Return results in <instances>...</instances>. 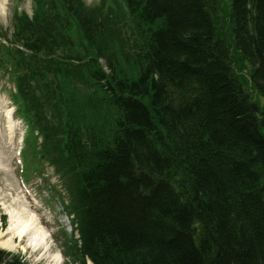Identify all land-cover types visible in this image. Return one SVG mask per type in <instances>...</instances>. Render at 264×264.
<instances>
[{"label":"trees","instance_id":"16d2710c","mask_svg":"<svg viewBox=\"0 0 264 264\" xmlns=\"http://www.w3.org/2000/svg\"><path fill=\"white\" fill-rule=\"evenodd\" d=\"M32 1L11 39L0 30L13 44L0 42V67L28 154L66 187L80 239L68 253L264 264V124L250 103L264 97V0ZM0 264L27 263L0 248Z\"/></svg>","mask_w":264,"mask_h":264},{"label":"rangeland","instance_id":"374dc122","mask_svg":"<svg viewBox=\"0 0 264 264\" xmlns=\"http://www.w3.org/2000/svg\"><path fill=\"white\" fill-rule=\"evenodd\" d=\"M86 5L97 4L98 0H83ZM32 3L30 0H6L0 5V30L5 33L8 39H11L13 32V13L27 12L31 13ZM15 10V11H14ZM0 42H8L3 38ZM13 45V44H12ZM11 46V43L10 45ZM1 57V56H0ZM11 82L9 74L0 72V230L4 229L8 223L7 209L20 210L23 204L27 205V211L34 212L40 217L41 224L49 233V243L51 252H60L62 261L60 264H81L80 260L72 256L67 245H71V239L77 235L70 232L71 226L69 217L64 214L62 206V197H58L55 189L62 190L57 176L52 172V168L45 166L41 175L39 171H29L26 179V185L30 188L32 197L29 198L23 192L20 185V164L15 158V153L23 143L21 136H25V124L14 113L12 115L15 126L14 136L7 137L4 130V120L2 112L4 109H11L9 93ZM259 105L264 106V97L259 98ZM18 141V142H17ZM27 147V146H26ZM25 147V149H26ZM27 165V164H26ZM30 168H33L31 163ZM54 185L55 188L53 187ZM23 199V201H22ZM24 202V203H23ZM5 217V219H3ZM5 221V223H4ZM51 239V241H50ZM22 245L26 244L25 237L21 241ZM67 244V245H66ZM27 246V245H26ZM14 253H19L27 264H53L47 252L42 248L32 249L29 245L25 248L19 247L15 250L6 249ZM65 253V254H64ZM87 264H91L90 261Z\"/></svg>","mask_w":264,"mask_h":264},{"label":"bare ground","instance_id":"6f19581e","mask_svg":"<svg viewBox=\"0 0 264 264\" xmlns=\"http://www.w3.org/2000/svg\"><path fill=\"white\" fill-rule=\"evenodd\" d=\"M7 212L9 215L8 223L4 229L0 230V247L10 250H15L19 247L25 248L28 245L33 250L42 248L48 253L53 264H60L62 261L60 252L49 253L50 243L48 232L41 224L39 216L32 211H27V205L25 204L22 205L20 210L7 209ZM24 237L26 244L22 245L21 241Z\"/></svg>","mask_w":264,"mask_h":264},{"label":"clouds","instance_id":"9594fccd","mask_svg":"<svg viewBox=\"0 0 264 264\" xmlns=\"http://www.w3.org/2000/svg\"><path fill=\"white\" fill-rule=\"evenodd\" d=\"M3 2H4V0H0V5H2V4H3Z\"/></svg>","mask_w":264,"mask_h":264},{"label":"water","instance_id":"95a60500","mask_svg":"<svg viewBox=\"0 0 264 264\" xmlns=\"http://www.w3.org/2000/svg\"><path fill=\"white\" fill-rule=\"evenodd\" d=\"M246 97H248V95H246ZM254 109L256 110V107H254Z\"/></svg>","mask_w":264,"mask_h":264}]
</instances>
